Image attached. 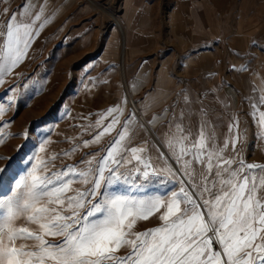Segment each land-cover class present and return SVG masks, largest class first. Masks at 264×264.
Here are the masks:
<instances>
[{
	"label": "snow or ice",
	"instance_id": "snow-or-ice-1",
	"mask_svg": "<svg viewBox=\"0 0 264 264\" xmlns=\"http://www.w3.org/2000/svg\"><path fill=\"white\" fill-rule=\"evenodd\" d=\"M49 7L50 0H26L10 15L7 7L0 9L7 16L0 20V86L55 19L58 10L48 15ZM95 67L90 61L81 69L86 91L108 83L90 75ZM30 84L41 90L31 79L23 87ZM137 87L133 82V91ZM252 92L258 97L245 99L256 137L264 140V86L254 85ZM19 95L18 85L0 94V145L14 135L5 133L12 121L3 117ZM168 95L163 89L149 94L139 109H129L122 96L77 117L87 123L73 125L81 131L64 137L70 147L59 152L49 151L59 143L51 140L52 128L37 124L38 145L28 147L26 130L17 156H0L7 161L0 167V264H264V164L242 155L248 129L233 114L227 132L219 133L203 100L193 101L187 90L154 111ZM69 115L65 105L61 116ZM91 148L97 150L83 151ZM77 153V163L57 168V160ZM151 219L159 223L138 230Z\"/></svg>",
	"mask_w": 264,
	"mask_h": 264
},
{
	"label": "crops",
	"instance_id": "crops-1",
	"mask_svg": "<svg viewBox=\"0 0 264 264\" xmlns=\"http://www.w3.org/2000/svg\"><path fill=\"white\" fill-rule=\"evenodd\" d=\"M123 6L122 64L131 76L133 100L141 94L143 100L158 96L163 89L169 95L154 109L160 111L175 101L176 93L187 90L193 101L203 100L219 133H226L232 115L238 114L240 128L256 140L258 130L245 97H258L253 86H264V0H126ZM242 65L248 70H233ZM133 82L138 84L135 91ZM192 107L198 112L200 104ZM198 120L194 114V129Z\"/></svg>",
	"mask_w": 264,
	"mask_h": 264
},
{
	"label": "rangeland",
	"instance_id": "rangeland-1",
	"mask_svg": "<svg viewBox=\"0 0 264 264\" xmlns=\"http://www.w3.org/2000/svg\"><path fill=\"white\" fill-rule=\"evenodd\" d=\"M125 1L50 0L47 14L51 15L57 10L58 14L35 40L24 62L14 69L13 74L5 78L6 83L0 86V94L14 85L19 86L20 92L16 104L3 117L5 121H12L5 133L14 135L8 136L5 143L0 145V156H17V149L26 142L23 135L26 130L31 136L28 147L33 143L38 145L40 134L32 130L37 124L40 127H51V140L59 142L51 144L50 152L68 149L70 144L64 137L78 135L81 129L73 125L87 123L77 117L102 111L116 104L122 96H126V86L128 87L131 76H128L122 64V54L126 47L125 37L111 26V15L124 23L125 12L122 7L124 9ZM25 3L26 0H6L0 3V9L7 7L10 15L21 9ZM6 19L7 16L0 12V20ZM90 61L96 63L90 75L107 80L108 83H97L91 91H86L81 84L82 79L86 82L81 69ZM120 69L125 73L124 79L120 76ZM17 73H23V79L17 80ZM29 79L36 81L41 90L36 92V85L32 84L25 89L23 85ZM149 90L151 86L147 89ZM30 93H34L31 99L28 98ZM133 101L135 108L139 109L143 95L135 96ZM2 102L7 103L6 99ZM65 105L68 106L70 115L62 117ZM127 105L129 109L132 108L128 100ZM95 119L93 115L91 120ZM84 138L89 137L85 135ZM96 150L91 148L83 151ZM22 151H27V148ZM242 155L249 163L264 164V140L247 139ZM81 156L82 153H77L70 159L64 158L62 162L57 160L55 163L57 168L61 163L75 164ZM6 163V160H0V167H4ZM157 188L159 186L151 191H156ZM159 190L163 191L162 188ZM147 223L141 222L137 226L138 230L154 227L159 221L151 219Z\"/></svg>",
	"mask_w": 264,
	"mask_h": 264
},
{
	"label": "bare ground",
	"instance_id": "bare-ground-1",
	"mask_svg": "<svg viewBox=\"0 0 264 264\" xmlns=\"http://www.w3.org/2000/svg\"><path fill=\"white\" fill-rule=\"evenodd\" d=\"M122 10H123V7H122ZM111 16L113 17L111 19V21H112L111 22V26L116 28V29H118L119 32H121L122 37H125V31H124L125 26H124V23L122 21L116 19L114 17V15H111ZM124 74L125 73H124L123 69H120V76H122L123 79H124ZM126 90H127L126 96H127L128 104L133 108V107H135V104H134L133 98L131 97V95L129 93V89H128L127 86H126ZM153 139H155V138H153Z\"/></svg>",
	"mask_w": 264,
	"mask_h": 264
}]
</instances>
